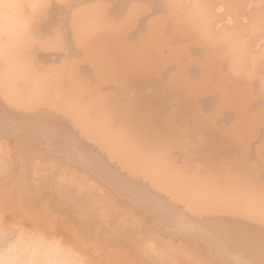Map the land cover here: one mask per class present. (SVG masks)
I'll use <instances>...</instances> for the list:
<instances>
[{
	"label": "bare ground",
	"instance_id": "obj_1",
	"mask_svg": "<svg viewBox=\"0 0 264 264\" xmlns=\"http://www.w3.org/2000/svg\"><path fill=\"white\" fill-rule=\"evenodd\" d=\"M0 96V264H264V0H0Z\"/></svg>",
	"mask_w": 264,
	"mask_h": 264
},
{
	"label": "rangeland",
	"instance_id": "obj_2",
	"mask_svg": "<svg viewBox=\"0 0 264 264\" xmlns=\"http://www.w3.org/2000/svg\"><path fill=\"white\" fill-rule=\"evenodd\" d=\"M49 59H52V58H49ZM30 63L32 62V61H29ZM66 61H60V62H58L57 64H54V65H52L51 66V68H53L54 70L55 69H57V68H62L65 64ZM34 63L35 64H33V63H31V65L33 66H36L37 67V69H40V68H38V63L37 62H35L34 61ZM71 63L72 64H76L78 67L80 66V67H84V66H87V67H89V69H90V71H91V74H92V77H89V76H82V77H84V78H86V79H88L89 81H93V79H94V83L97 85V86H99L100 88L103 86V84H104V82L102 81V78L100 77H98L97 75H95L96 73H95V70L93 69V67H91L90 66V63L88 62V61H77V63H76V61H71ZM174 66H176V64L174 65ZM36 67H32V68H36ZM54 78H56V76H54ZM198 78H200V77H198ZM199 80V79H198ZM9 84H12V83H10V82H8ZM86 84H89V83H86ZM105 85V87H108V84L107 83H105L104 84ZM165 95V94H164ZM163 94H162V96H164ZM1 97V96H0ZM6 98H9V95H8V93H7V95H6ZM164 98H165V96H164ZM2 101H4V100H2ZM17 133V134H16ZM15 134L16 135H18V134H20V132L19 131H17ZM15 136V135H14ZM250 140V139H249ZM0 142L2 143H0L1 145H3V146H1L0 148H1V150H3V151H8L9 150V148H6V147H9V146H13V144H12V142H11V140L10 139H3V138H0ZM7 144V145H6ZM2 148H6V149H8V150H4V149H2ZM33 161H39V162H37V163H39V165H41V162H43V159H39V160H37V159H34V158H32L31 159V164H28V166L30 165V166H35V165H37V164H34L35 162H33ZM20 166H23L21 163L19 164V163H16V164H14L13 165V169H12V171H14L15 170V172H16V170H17V168H19ZM15 167V168H14ZM15 172H13L11 175L12 176H14L15 175ZM13 178V177H12ZM50 195V198H51V193L49 194ZM48 195V196H49ZM45 204V203H44ZM43 204V205H44ZM43 205H40L41 206V208H39V209H41L40 211L41 212H39V209H36V210H34V214H33V217L32 218H30V220H27L26 218H24V217H22V218H19V219H17V220H15L16 222H18V223H39V224H44V223H49L50 221H48V220H52L51 218L53 217H55L52 221L54 222V223H60V222H62V219H63V221L65 220V222H63V223H67V222H69L64 216H61V215H59L58 213H55V214H52L51 212V214H48V213H43L42 212V207H43ZM45 207V206H44ZM1 215V214H0ZM7 216H8V214H6ZM24 216V215H23ZM37 216V218L36 219H34V217H36ZM39 216V217H38ZM1 217H4L3 216V214L1 215ZM49 217H51V218H49ZM57 218V219H56ZM26 221H25V220ZM4 220H5V217H4ZM47 220V221H46ZM7 221V223H8V220H6ZM13 221V220H12ZM42 221V222H41ZM155 223H158V222H155ZM165 236V238L166 239H173L174 241H178L176 238H172L171 236H169V235H164ZM193 251V250H192ZM191 252V251H190ZM193 253V252H192Z\"/></svg>",
	"mask_w": 264,
	"mask_h": 264
}]
</instances>
